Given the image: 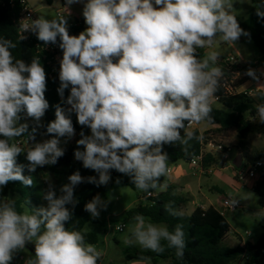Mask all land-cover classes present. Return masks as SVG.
<instances>
[{"label": "clouds", "instance_id": "1", "mask_svg": "<svg viewBox=\"0 0 264 264\" xmlns=\"http://www.w3.org/2000/svg\"><path fill=\"white\" fill-rule=\"evenodd\" d=\"M74 3L83 4L87 25L78 35H70L67 16H39L23 23L19 36L22 41L27 39L23 33L31 32L45 45L59 41L62 50L57 92L69 107L55 106V119L46 127L51 139L28 143L35 140L49 108L40 58L26 64L13 55L17 43L0 36V190L17 181L33 186L32 176L23 174L25 165L17 162L20 154L26 153L29 172L55 165L64 156L60 138L75 135L70 113L91 132L81 131L74 157L98 179L76 171L60 187L59 196L49 183L43 193L46 206L30 208L28 201L21 205L23 211L16 199L0 197V264H12L29 243L34 256L26 264H98L102 251L88 243L81 230L67 226L79 203L75 187L85 180L107 185L115 170L130 176L139 191L150 194L166 188L160 184L168 174L163 146H186L200 139L192 125L212 121V104L224 78L220 52L200 56L198 50L213 48L217 40L236 46L242 36L250 35L233 12L234 0H66L68 6ZM256 15L264 18V0ZM245 75L257 81L255 89L264 90L259 83L264 69L249 68ZM66 89L70 93L65 100ZM260 95L264 99V91ZM255 110L254 121L264 124V103ZM22 119H32L36 126L29 130ZM106 208L99 195L84 205L92 219ZM164 209L170 216H183L172 202ZM123 242L157 254L174 249L178 260L187 246L183 224L169 230L142 214L132 218Z\"/></svg>", "mask_w": 264, "mask_h": 264}, {"label": "trees", "instance_id": "2", "mask_svg": "<svg viewBox=\"0 0 264 264\" xmlns=\"http://www.w3.org/2000/svg\"><path fill=\"white\" fill-rule=\"evenodd\" d=\"M10 1L11 0H0V36L11 39L13 42L17 43V47L12 50L13 55L17 59H22L26 64H30L33 57L40 58L46 72L47 87L45 98L49 103V108L43 116L44 121L41 127L37 128L35 136L44 135L48 138H52L51 135L46 133V127L49 122L55 119V106L60 104L61 107L65 109L69 107L66 103L61 101V97L57 92L60 86L59 70H53L57 67V64H55L54 61H50L51 56H47V53L40 48V44L37 40L32 42L19 41V8L17 5L10 4ZM46 1L48 5H52V0ZM238 22L241 28L250 34L248 36L249 39L252 40L264 59V18H259L256 12L253 11L247 19ZM86 27L87 25L82 17L81 19L75 20L68 27V30L70 35H78ZM58 43L59 41L57 44ZM59 51L62 53L60 48ZM199 54L200 56H204V49L199 50ZM218 65L224 71V78L221 82L220 90L215 96L218 98L217 103L220 107L212 106L213 119L211 122L206 123L218 126L216 131L220 133L234 129L237 133V146L242 151V157L249 163H255L259 158L248 153L247 144L248 138L251 135H258L264 138V124L254 121L256 114L255 105L264 103V99H261V91H258L254 95L236 92V89L242 85L247 78L244 76L231 83L230 75L236 73L245 74V71L238 65L226 62L225 58H220ZM230 88L233 89V92H230ZM69 93L70 89H66L64 92L65 100ZM69 115L78 139L81 138V131H83L85 135H88L90 129L78 124L75 113H70ZM28 125L29 130L36 126L32 123ZM191 130H193L200 139H193L189 141V144L186 146H181L179 143L176 145L165 144L163 146V151L168 155V161L173 163L179 161L189 163L193 157L199 155L207 141L205 136L209 134V132L201 133L197 127H192ZM181 134L183 135V132ZM80 147L83 148V146ZM74 152V147H67L64 156L60 157L55 165L37 167L35 172L28 171L26 153L20 154L17 157V162L25 165L23 174L32 176L33 186L26 187L18 181L9 182L1 190L2 196L5 198H15L18 210L23 211L24 209L21 208V205L27 206L28 201L30 208L47 205L46 201L43 199V193L48 189L49 182L47 178L50 174L54 176L56 181L51 184L54 185L57 196L60 195V187L69 183L68 177L76 171H79L85 178L96 176L98 179V174L91 169L84 168L81 161L79 167L73 165L75 159ZM214 164H216V162L210 156H206L202 162L204 167H210ZM110 176L111 180L107 185L97 186L85 180L80 187L76 186L74 189V195L79 203L76 205L73 218L67 226L70 229L76 228L85 233L88 243L96 245L99 241L98 235L95 233H86L83 229L87 224H96L98 221L97 219H92L89 213L84 211V205L96 195H99L104 200L110 190L115 186L116 180L119 179L120 183L130 187L138 194L136 205L125 213L127 220H132L135 215L142 214L149 222L166 224L169 230H172L178 223L183 224L187 245L182 260L176 258L174 249H166L162 254H157L148 250H136L134 254L129 257L130 260L140 259L153 263L163 260L167 264H231L242 255L248 253L250 254V260L247 264H264V233L257 242H246L244 248L240 246H227L224 242L230 235L231 227L226 218L213 207L207 209L197 207L193 212L187 213L185 208L187 207L189 199L185 195L178 193L175 186L167 185L163 178L160 179V184H166V189L161 192L159 191L161 189L159 187L150 190L151 193L156 194V197L144 200L146 192L137 190L130 176L121 174L115 170L110 171ZM263 188L264 167L260 172V179L253 189L255 192L260 193ZM169 202H172L173 206L183 213L182 217L170 216L165 211L164 205ZM260 203L264 205V200L261 199ZM69 207L71 206L69 205ZM99 263L100 261L98 264Z\"/></svg>", "mask_w": 264, "mask_h": 264}, {"label": "rangeland", "instance_id": "3", "mask_svg": "<svg viewBox=\"0 0 264 264\" xmlns=\"http://www.w3.org/2000/svg\"><path fill=\"white\" fill-rule=\"evenodd\" d=\"M32 2H35L37 5H39L42 0H35ZM260 3L261 1L259 2V5ZM58 13H61V11L57 9H50L47 11L50 19L57 18ZM69 24L70 22L68 20V25ZM256 50L258 49L256 48ZM43 121L44 118L42 117L41 121L39 122V127H41ZM25 122L36 125V122L32 119L21 120V123ZM194 127H196V124ZM88 134L90 135L91 132L89 131ZM47 139L51 138H48L44 135H36L35 140H29L28 143L31 145L32 141V144H34L36 142H43ZM60 139V146L64 148V150L67 147H74L75 150H77L78 145L76 142L79 139L76 132L75 135L70 139ZM21 142H23L22 139ZM247 145L248 149L250 150V152H248L250 155H261L264 158V138L258 135H251L248 138ZM234 147L237 148L236 146ZM79 149L83 150V148L80 146ZM236 157L237 154H235L230 162L225 165L224 161L219 159L217 163L213 165V173L202 176H194L191 166L187 165L188 163L185 164L183 161H180L178 164L168 163V167L171 166L170 168L172 169L178 166L182 168V172L185 174V181L190 183L191 191L196 196L198 195L201 198L204 196L216 202L222 200L223 198H231L237 200L240 203V208L237 211H227L224 214V217L231 227L230 235L227 240H225L224 244L231 247L239 246L242 238L246 242L255 243L264 233V205L260 203L261 199L264 200V188L260 193H258L255 192L250 185L242 187L240 184H238L234 178V172H232L233 168L231 167ZM73 165L79 167L80 161L74 159ZM246 166L247 161L244 159L242 167ZM166 177L167 176L163 178ZM199 179L200 188L197 186ZM47 181L49 183L56 182L54 176L51 174L48 176ZM81 185L82 183L77 185V187H80ZM137 196L138 194L130 187L125 186L122 183H116L108 193L107 197L104 199L107 202V208L106 210H101L100 217L97 219L98 223H89L84 227V232L95 233L98 235L99 241L96 244V247L103 253L99 264H167L163 260L153 263L151 261H144L140 259H129V257L133 255L136 250L146 251L139 244L134 243L130 246H127L123 242L124 237L128 234V228L132 222V220L126 219L125 213L136 205ZM0 197H3L1 190ZM201 202L204 203L205 199L202 198ZM186 208L189 209V206ZM186 208L185 211H187ZM120 223L126 224V228L122 233L116 231V226ZM246 233H250V236H246ZM33 256L34 245L29 243L26 245L24 250L18 252L15 255L14 259L12 260V264H26L27 260ZM249 260L250 254L246 253L239 259L233 261L231 264H247Z\"/></svg>", "mask_w": 264, "mask_h": 264}, {"label": "crops", "instance_id": "4", "mask_svg": "<svg viewBox=\"0 0 264 264\" xmlns=\"http://www.w3.org/2000/svg\"><path fill=\"white\" fill-rule=\"evenodd\" d=\"M32 1L35 0H29L30 5L38 17L44 16L45 18L50 19L47 14V11L50 9H57L61 11L60 14H62V16L63 15L67 16V19L70 22L68 27L75 20L81 19L83 17L82 3H74L68 6L66 5V0H52L53 1L52 5H48L46 0H42V2H40L39 5H37L35 2ZM260 1L261 0H234L235 7L233 9V12L237 16L238 21H243L247 19L250 16L251 12L256 11V9L260 6L259 5ZM212 50H218L220 52V58H226L230 56L235 57L237 60V65L243 68L245 72L249 68L257 69V70L264 69V59L262 58L260 52L256 50L252 40L249 39L248 36L247 37L242 36L236 46H230L226 43L217 40L216 43L213 45V48L204 49V55L206 52ZM257 74L259 75V72ZM244 76H246L247 79L242 85H240L236 89L238 93L251 92V94L254 95L258 91H264V90L255 89L258 86L257 81L252 80L249 76L245 74L239 73V75L236 76V79L237 80L241 79ZM259 83L264 84V76H260ZM212 106L220 107V105L217 102L213 103ZM196 127L201 133L209 132V134L205 136L207 140L205 150L208 153L207 156H210L216 163L219 159H222L225 165L230 162V160L232 159V157L235 156V154H237V157L234 160V162L237 161L238 157H240L243 163V160L245 158L242 157V151L237 146L238 138H237V133L234 129H230L228 131L220 133L216 131L218 126L209 125L206 122H201L200 124H196ZM209 144L221 145L224 148V150L218 151L212 148L211 146H209ZM234 146H236L237 148H235ZM228 149H230V151H228ZM247 151L250 152L248 147H247ZM254 156L264 162V158L261 155L258 156L254 155ZM234 162L233 165H231V167L233 168L232 172H235ZM168 163L178 164L180 163V161L176 163L168 161ZM248 163L249 162L247 161V164ZM185 164L187 163L185 162ZM170 167L171 166H169L168 169H170L171 172L167 174L166 178L163 177L162 178L166 181L167 185L175 186L177 188L178 193L185 195L189 199V202L187 204V207L189 206V209L186 208L187 213L193 212L197 207H200L202 209L213 207L214 209L218 210V207L221 204V200L216 202L203 196L202 198L205 199V202L202 203L201 202L202 198L198 195L196 196L195 194H193L191 191L190 183L185 181V174L182 172V168L180 166L175 167L174 169ZM197 186L198 187L200 186V179ZM165 189L166 188H161L159 191L161 192L164 191Z\"/></svg>", "mask_w": 264, "mask_h": 264}, {"label": "built area", "instance_id": "5", "mask_svg": "<svg viewBox=\"0 0 264 264\" xmlns=\"http://www.w3.org/2000/svg\"><path fill=\"white\" fill-rule=\"evenodd\" d=\"M10 4L12 5H17L19 8V19H18V25H19V34H21V26L23 23H30L32 19L38 18L37 14L35 11L32 9L29 0H11ZM62 16V14H58V17ZM27 39L23 40L25 42H32L34 40H37L40 44V48L47 53V56H51L50 61H54L55 64H57V67H55L53 70H60V60L62 59V53L59 51L58 44H48L45 45L43 42L39 41L36 37L35 34L31 32H25L23 33ZM199 51V50H198ZM226 62H229L230 64L237 65V60L235 57L230 56L225 58ZM236 74L230 75V80L231 83L236 81ZM230 92H233V89L230 88ZM237 92V90H236ZM244 93H249L251 92H244ZM218 102V98L215 97L213 103ZM195 124L192 125L194 127ZM23 140V139H22ZM206 143L204 147L202 148L201 152L199 155L193 157L191 161L188 163L191 168L193 169V175L194 176H202V175H208L213 173V166L210 167H204L202 165L203 160L205 157L208 155V153L205 150ZM212 148L218 150V151H223L224 148L221 145H214V144H209ZM230 151V149H228ZM264 167V162L261 160H258L255 163H248L246 167H240V168H234V178L240 184L242 187L243 186H248L250 185L252 188L255 187L256 183L260 179V172ZM171 170L168 169V173H170ZM156 194L155 193H146L144 195V200L150 199V198H155ZM240 208V203L231 198H223L221 200V204L218 207V212L224 216V214L227 211H237ZM126 228V225L124 223H120L119 225L116 226V231L117 232H124ZM246 236H250V233H246ZM239 246L241 248H244L246 246V241L242 238Z\"/></svg>", "mask_w": 264, "mask_h": 264}, {"label": "water", "instance_id": "6", "mask_svg": "<svg viewBox=\"0 0 264 264\" xmlns=\"http://www.w3.org/2000/svg\"><path fill=\"white\" fill-rule=\"evenodd\" d=\"M33 143V141L31 142V144ZM242 165V159L240 157L237 158V161L234 162V167L235 168H240Z\"/></svg>", "mask_w": 264, "mask_h": 264}]
</instances>
